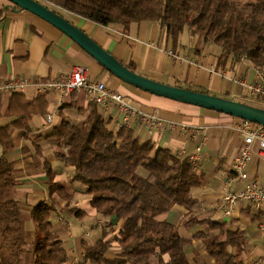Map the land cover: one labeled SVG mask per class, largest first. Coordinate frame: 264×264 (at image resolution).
I'll return each instance as SVG.
<instances>
[{
    "label": "crops",
    "instance_id": "0c3cea01",
    "mask_svg": "<svg viewBox=\"0 0 264 264\" xmlns=\"http://www.w3.org/2000/svg\"><path fill=\"white\" fill-rule=\"evenodd\" d=\"M67 16L72 24L142 76L223 98L249 97L232 78L251 80L255 67L246 60L235 64L229 60L225 67H220L221 50L211 53V44L200 45L192 37L189 46H181L179 42V46L173 48L166 31L157 22L132 23L125 29L118 25L103 27L80 17ZM77 66L86 67L90 78L105 82L131 100L143 113L160 116L166 126L175 122L205 129L208 140L197 173L201 183L192 191L198 201L197 208L190 211L178 205L159 217L161 221L178 224L180 236L189 241L186 255L190 263L215 264L204 241L198 237L203 227L190 224V220L205 218L224 223L231 231L242 232L246 239L240 253L243 264L264 260V212L243 206L236 210L232 218H227L220 209L224 195V173L230 170L231 161L242 144L240 135L233 130L237 118L214 114L216 112L158 97L125 84L62 32L27 11L13 8L7 0H0V81L14 76L52 79L69 74ZM25 94L29 99L40 95L34 89H29ZM1 97L2 107L6 108L8 95ZM46 100V113L33 117L29 131L15 132V148L8 154L17 168L15 198L27 212L38 203L51 200L56 209L52 215L54 230L63 241L69 257L65 264H92L85 259L84 244H94L102 239L110 243L106 258L110 261L119 259L123 250L117 234L124 222L98 214L91 205L90 197L85 194V188L73 182V168L57 159L55 141L47 138L60 123L62 113L73 124L81 125L86 120L90 110L87 95L83 91L66 95L52 92L46 94ZM98 110L108 128L119 130L121 114L116 108L98 107ZM49 115L53 116L51 122L48 121ZM10 120L4 118L0 124ZM132 130L142 142H152L155 149H170L174 153H193L202 142V136L191 138L180 128L174 131L168 128L149 131L146 127L135 126ZM260 161L264 163L258 155L256 160L252 158L248 170L259 184L264 185V180L261 183L258 181L261 176L263 179ZM46 164L51 166L55 181L66 186L71 194L70 199L61 196L50 199ZM33 222L28 218L25 223L30 249L37 236V226ZM74 260L76 263H73ZM32 261L33 256L30 255L29 264Z\"/></svg>",
    "mask_w": 264,
    "mask_h": 264
},
{
    "label": "trees",
    "instance_id": "16d2710c",
    "mask_svg": "<svg viewBox=\"0 0 264 264\" xmlns=\"http://www.w3.org/2000/svg\"><path fill=\"white\" fill-rule=\"evenodd\" d=\"M36 1L64 18L66 13L103 27L118 25L127 29L132 23L157 22L173 48L179 46L180 36L189 28L198 44L220 48V67L229 60L233 64L246 60L264 69V0ZM2 106L0 96V121L11 119L0 124V264H29L30 255L31 264H65L68 253L52 223L54 205L49 200L29 212L24 209L15 198L16 163L8 158L15 148V132L29 131L33 117L46 113V94L29 99L25 93H15L7 97L6 113ZM47 138L55 141L57 159L73 168V182L85 188L98 214L124 222L117 234L122 257L108 260L110 243L102 239L84 244L86 260L92 264H191L186 255L189 241L180 236L178 224L159 220L175 206L190 211L198 206L192 191L201 180L187 159L170 149H155L152 142H142L132 129L108 128L92 103L81 125L66 120L62 113L60 123ZM46 168L50 199H70L66 186L55 181L51 166L46 164ZM28 218L37 226L31 249L25 231ZM190 224L203 227L198 237L215 264H243L240 253L246 239L242 232L231 231L226 224L208 218L193 219Z\"/></svg>",
    "mask_w": 264,
    "mask_h": 264
},
{
    "label": "built area",
    "instance_id": "2783aa9c",
    "mask_svg": "<svg viewBox=\"0 0 264 264\" xmlns=\"http://www.w3.org/2000/svg\"><path fill=\"white\" fill-rule=\"evenodd\" d=\"M254 76L251 80L244 78H232L241 90L247 92L250 98L264 105V69L254 68ZM34 89L38 94L59 93L62 95L85 92L89 103L102 108H116L121 114L120 128L133 129L146 127L149 131L165 130L172 131L181 129L182 133L191 138L202 136V142L195 152L188 154L180 151L177 155L187 159L194 172L200 169L201 154L208 140L205 129L201 127L178 125L170 122L167 126L157 114H145L134 106L123 94L109 87L105 82L93 80L86 67L77 66L69 74L52 79H35L14 76L0 81V95H12L25 93ZM53 116H48L51 122ZM241 139L242 144L231 161L230 170L224 173V195L221 199L220 209L224 216L232 218L237 209L243 206L254 208L257 212H264V185L259 184L251 176L248 167L256 153L264 160V127L248 120L237 119L233 125ZM239 184H242L239 186ZM237 185V187H235ZM73 263H76L74 260ZM255 264H264L259 259Z\"/></svg>",
    "mask_w": 264,
    "mask_h": 264
},
{
    "label": "water",
    "instance_id": "95a60500",
    "mask_svg": "<svg viewBox=\"0 0 264 264\" xmlns=\"http://www.w3.org/2000/svg\"><path fill=\"white\" fill-rule=\"evenodd\" d=\"M7 1L10 2L12 7H17V10L27 11L62 32L98 62L107 72L125 84L158 97L224 114L233 118L248 120L264 127V108L254 107L243 102L204 92L167 85L142 76L117 60L109 51L102 48L82 29L40 2L36 0Z\"/></svg>",
    "mask_w": 264,
    "mask_h": 264
},
{
    "label": "rangeland",
    "instance_id": "374dc122",
    "mask_svg": "<svg viewBox=\"0 0 264 264\" xmlns=\"http://www.w3.org/2000/svg\"><path fill=\"white\" fill-rule=\"evenodd\" d=\"M65 16L67 17V19L69 20L70 18L67 16V14L65 13ZM70 21V20H69ZM193 36H192V34H191V31H190V29L189 28H186L185 30H184V32L182 33V35L180 36V43H181V46L182 45H185V46H189V43H190V41H191V38H192ZM210 52L211 53H218V52H220V48L218 47V46H216V45H214V44H211L210 45ZM211 93V92H210ZM228 98H230V97H228ZM227 98V99H228ZM231 100H234V101H238V102H243V103H248V104H252V105H263V104H258V102L256 101V100H254V99H252V98H250V97H248V98H243L242 96H240V97H238L237 99H235V98H230ZM130 102H131V100H130ZM2 112L3 113H6V108H3L2 107ZM208 112H209V110H208ZM212 112V111H211ZM212 113H214V112H212ZM214 114H217V113H214ZM253 158H254V160H256L257 159V154L255 153L254 154V156H253ZM260 171H261V173L263 174V179H262V176H261V178H260V180H258L259 178H257V180L261 183L263 180H264V163L262 162V161H260ZM262 183H264V182H262ZM34 223V222H33Z\"/></svg>",
    "mask_w": 264,
    "mask_h": 264
}]
</instances>
